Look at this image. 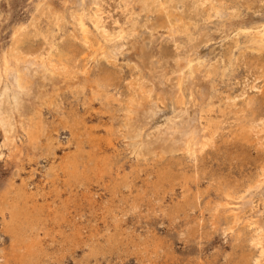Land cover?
<instances>
[{"label":"bare ground","instance_id":"1","mask_svg":"<svg viewBox=\"0 0 264 264\" xmlns=\"http://www.w3.org/2000/svg\"><path fill=\"white\" fill-rule=\"evenodd\" d=\"M122 1L126 9L130 8L131 4H135L148 17L154 13L156 15L154 16L156 23H153L155 21L153 20L150 23L151 25H149L150 27H147V23L145 24L146 26L140 25L142 26H139L140 32L143 33L144 30L148 31L149 29L154 34L155 31L161 28L162 31L159 37L170 43L171 49L164 52L159 50L158 47H153L152 50L148 51L144 45H141L137 51L136 58L134 56L135 59L133 60L135 61L131 60L134 63L130 65L136 70V74H133L134 77L129 79L128 82V79L126 80L127 89H124L127 91L126 96L123 95V98L119 97L121 93L118 94L119 96H115L110 89L116 84L112 80L116 78V75H112L111 71L107 72L110 69H106L107 71H103L104 73L102 75L94 77L92 81H89L86 75L88 74L87 62L100 57V59L105 58L106 62L109 60L108 63L114 62L112 65L115 64L117 55L123 52H121V47L123 46L124 40L130 35L132 37L137 31L136 23L138 21L136 22L132 18L133 14L129 18L126 17V22L122 26H119L117 30L108 32L109 30L107 31L100 26L102 9L104 8V3L102 2H105L103 0H64L62 4L64 9L62 8L61 10L51 9L50 0H40L39 9L42 10L41 13L50 11L51 22L54 26H63L66 23L65 14L67 13L69 23L72 25V32L69 35L70 37L68 36L69 39H64L62 43H55L51 39L53 37L51 29L47 28L45 31H42L36 24L29 23L28 26H32V28L28 31L25 26L20 27L13 34L8 47L0 53V136L2 138L0 150L4 145L16 144L17 139L21 136L27 138L33 147L41 144L42 136L46 137L48 146L53 145L56 137L54 138L50 132L48 133L46 131V123L42 117L43 105H53L56 101L58 93L56 90L58 88L70 89L71 92L75 93V95L77 93L78 95L79 93L84 94L86 87L91 91L92 98L99 99L102 106L104 104L106 107L107 105L114 106L115 103L113 102L117 101V107L115 109L120 112L115 114V116L120 120L119 127L116 131L113 129L114 127L111 129L112 125H110L105 128V133L108 135L110 132L112 135V133L114 134L116 132L114 136L118 135L121 141L120 143H122V148L128 151V154L137 164L155 157L162 158L169 156L171 158L176 153H181L185 158L193 160L192 162L194 160L197 162L201 160L203 154L206 153L209 147H216L218 145L217 139H221L223 142L235 140L241 147L244 145L247 147L253 146L259 153L257 162H255L254 172H251L250 176L247 175L245 178L247 180L243 181V179V183L240 181V184H238L239 182L236 184L235 180V182H231L233 185L226 187L227 184L224 186L221 181L223 186L217 185L221 189V198L214 201V203H211L210 198H208L205 201L206 208L204 207V209H208L211 213V222L213 223H218L222 216V220L224 219L226 223L223 231L227 230L229 233L236 232L233 234V238L240 243L239 246H247L248 250L252 251H242L238 260L239 264H264V107L262 109H256L252 104L251 98H243L241 100L242 104H240L236 102V96L228 97L229 101H226L223 105L219 104L220 102L217 103L211 94L212 88L215 86L213 77H222L225 74L224 70H227V68L230 69L233 59L232 52L228 50L227 55L219 58V62H222L221 64H217L213 60L210 61L208 55H201L198 52L201 43H204V41L207 42L208 36H211L210 30L215 27H221L223 32L228 33L229 29L230 31L232 30L227 35H232L233 46L237 45L238 36L243 35V49H249V53L251 51L254 54L261 55L264 53V16L260 17L258 21L238 24L233 28L231 20L233 16L236 17L240 14L236 0ZM101 4H103L102 9ZM241 4L245 5L247 9L251 8L249 1ZM88 22L93 24L95 33L89 29L88 24L90 23ZM113 28H115V25ZM209 28L211 29L209 30ZM97 32L100 37L96 36ZM37 35L42 36V45L38 47L39 49H33L30 40ZM74 40L76 42L78 41L80 45L78 46L77 43H74ZM76 47L79 49H76ZM76 50H79V52H76ZM247 54L245 55L247 56ZM80 59L86 61L79 64L82 62ZM252 63L254 62L252 61ZM258 64L256 65L254 63L255 78L253 79L262 78L264 83V63L262 62L260 64L259 62ZM119 72L120 70L118 74ZM259 86L254 81L250 84L251 88L256 87L259 89ZM238 103L239 105H237ZM166 108H168L167 111H165ZM161 111H164L165 114L162 119H157V114ZM216 111L219 115H217ZM70 115L72 116V114ZM112 115L114 116V114ZM115 116L114 118L117 119ZM112 119L113 117L111 116ZM64 120H66V117ZM70 122L68 120L66 126L69 127L71 135L74 136L77 134L76 131L79 129L77 124H80L83 131L91 136L92 128L87 126V122L84 120L77 121L75 118L72 120V123ZM95 139H99L96 134L94 136ZM106 142L109 149H117V145L110 138ZM78 145L77 150H82ZM80 152L77 151L65 163L72 179L81 181L84 176L87 177L106 170V165L98 167L95 164L93 165V155L87 158L92 163V166H90L83 159L86 156L82 157L79 155ZM85 152L87 151L85 150ZM184 166L182 165V168ZM49 169L54 170V167L50 166ZM142 169H146V167L144 168L142 166ZM185 172L180 175L182 177L180 184L184 188L183 193L190 189L187 185L190 176ZM191 173L192 175L194 174V172ZM135 177L137 178V176ZM177 177L170 170L162 171L158 179L154 182L155 184H153L155 190H158V192L159 190L163 191L162 193L167 192L165 189L167 184L165 186V182L171 184L168 185L169 189H173L174 181ZM123 178L126 180L125 176ZM124 180L123 186L129 187V182L126 183ZM13 190L15 196L13 195L14 197L11 200L6 199L8 201L3 202V206L0 205V211H3V207L8 209L9 218L6 222L8 223L7 226L8 228L13 227L14 232H16L15 235L20 239L16 242L15 247L18 248L20 243L25 242L24 252L21 253L20 257V264H30L29 259L35 249L36 243L30 239V236L26 235V239L23 238L25 233H21L22 225L30 229L36 228L37 230L35 226H37L36 224L38 222L41 223V221L50 220L57 224L62 221L68 223L65 221L67 218L68 202L64 200L57 202L56 199H52L51 201L42 199L45 202L39 203L36 199L37 194L32 191L33 189L26 190L24 186H20L16 189L13 188ZM198 197L199 195H194L193 201H197ZM199 199L201 200V197ZM178 207L180 208V206ZM246 208L250 211L254 210L257 218H248L246 216L247 218L243 220L242 217L246 212ZM201 221L204 222V220ZM240 221L245 222V224L243 227L237 228ZM57 230L61 231L62 229ZM70 232L72 231L70 230ZM70 232L68 231V233ZM114 234L109 233L108 236L112 237ZM77 235L78 233H75V238ZM70 240L73 241L74 239L70 238Z\"/></svg>","mask_w":264,"mask_h":264},{"label":"rangeland","instance_id":"2","mask_svg":"<svg viewBox=\"0 0 264 264\" xmlns=\"http://www.w3.org/2000/svg\"><path fill=\"white\" fill-rule=\"evenodd\" d=\"M103 1L105 2H102L104 5L101 4V9L104 8L102 9L100 19L102 22H100V26L102 28H105L107 31L109 30L108 32L117 30L133 14L132 18L136 22L138 21L136 23L137 31L132 37L130 35L128 36L129 38L127 37L124 40L123 46L121 47V52H123L117 55L114 65H112L114 62L108 63L109 60L106 59V62L105 58L100 59V57H97L98 59L89 60L87 62L88 64L86 63L88 72L86 75L89 81H92L94 77L102 75L107 71L106 69H110L107 72L111 71L112 75H116V78L112 80L117 84L114 83L115 85L110 90L115 96L120 95L119 97L123 98V95L126 96L127 94V91H125L127 89L126 80L128 79V82L129 79L134 77L133 74H136V70L130 64L134 63L132 61H135L133 59L136 58L140 46L144 45L148 51L152 50L153 47H158L159 50L167 52L171 49V44L159 37L162 31L161 28L155 31L154 34L149 29L148 31L144 30L143 33L140 32V27L146 23L147 27H150L149 25H151L150 23L153 20H155L153 23H156V18L154 17L156 15L154 13V15L152 14V16L150 15L148 17L135 4H131V7L129 5L130 8L126 9L122 0ZM247 1L250 3V9H247L245 5L241 4ZM236 2L238 3L240 14L236 17L233 16L231 20L233 28L238 24L258 21L260 17L264 16V0H236ZM63 3L64 0H50V8L56 10L64 9L62 6ZM39 5L40 0H0V53L8 47L13 34L20 27L25 26L28 31L32 28V26H28L29 23L36 24L42 31H45L47 28L51 29L53 32L51 39L55 43H62L64 39H69V35L72 32V25L69 23L67 13L65 14L66 23L61 27L54 26L51 22V12L45 11L41 13L42 10L39 9ZM130 9L131 11H129ZM88 23H90L88 24L89 29L95 33L93 24L91 22ZM114 25L115 28H113ZM210 31L211 36H208L207 42L204 41V43H201L198 52L201 55H208L210 61L213 60L217 64L222 63L219 62V58L227 55L228 50H231L233 57L230 69H225V74L222 77H213L215 82V86L211 91L212 96H214L213 99L223 105L226 101H229L228 97L236 96V102L240 104H242L241 100L243 98H251L254 107L256 109H262L264 107V83L262 78H258L259 80L257 78L255 80L253 79L255 78V68L253 66L254 63L256 65L259 62L260 64L262 62L264 63V53L258 55L251 51L249 53V49H243V35L238 36L237 45L233 46L232 35H227L232 32L230 29L228 33L223 32L221 27H215ZM96 36L100 37L98 32ZM156 36L157 38H155ZM41 40V35H37L30 40L33 49H39L38 47L42 45ZM74 43H77L78 46L80 45L78 41L76 42L74 40ZM76 49L79 48L76 47ZM76 52H79V50H76ZM243 52L244 54L242 56L241 53ZM246 53H248L247 56L245 55ZM255 58L261 61L257 60L256 62L254 60ZM117 70H120L119 74ZM253 81L257 85H260L259 89L250 87ZM56 92L58 93L53 105H43L42 107V117L46 123V131L48 133L50 132L54 138L56 137L53 145L48 146L46 137L42 136L41 144L33 147L27 138L21 136L17 139L16 144L4 145L0 150L1 206L4 205L3 202L11 200L15 196L13 188L16 189L20 186H24L26 190L33 189L32 191L37 194L36 199L39 203L45 202L42 199H47L48 201L56 199L57 202L60 200L68 202L67 218L65 220L68 223L62 221L57 224L50 220L41 221V223L38 222L36 224L37 226H35L37 230L36 228L30 229L22 225L21 233H25L23 238L26 239V235L30 236V239L36 243L35 249L29 259L30 264H239L238 260L241 252L251 251L248 250L247 246H239L240 243L233 238V234L236 232L229 233L227 230L223 231L226 223L224 219L222 220V216L218 223L211 222V213L208 209H204V207L206 208L205 201L208 198H210L211 203L221 198V189L218 186H223L222 182L224 186L227 184L226 187H228L233 185L231 182H235V180L236 184L238 182V184L243 183V181L247 180L245 178L247 175L250 176L251 172H254L255 162H257L259 157L256 148L245 145L241 147L235 140L223 142L221 139H217L218 147H209L206 153L203 154L201 160L197 162L195 160L192 162L193 160L185 158L181 153H176L171 158L169 156L150 158L147 161L138 163V167V164L134 162L133 158L128 154V151L122 148V143H120L121 141L118 135L114 136L116 132L113 131V136L110 132L108 135L105 133V128L110 125H112L111 129L114 127L113 129L116 131L119 127L120 120L115 116V114L120 112L115 109L117 107V101L113 102L115 103L114 106L107 105V107H110L107 109L105 104L102 106L99 99L92 98V93L88 87H86L84 94L79 93L78 95L77 93L75 95L70 89L64 88H58ZM237 95L240 97L238 98ZM167 110L168 108L165 111ZM164 114V111L159 112L157 119H162ZM230 114L233 116L232 113ZM110 115L113 117L112 120ZM217 115L219 114L217 113ZM62 117L64 119L66 117V120ZM74 118L77 121L84 120L87 122V126L92 128L91 136L83 131L80 124H77L79 128L76 131L77 134L74 136L71 135L70 129L66 125L68 120L72 123ZM80 131L85 133L81 134ZM95 134L99 137L98 140H94ZM108 138L117 145V149H109L106 142ZM1 142L2 138L0 136ZM77 145L82 150H77ZM77 151H81L79 155L82 157L86 156L83 159L90 166H92V163L97 167L106 165L107 171L97 172L90 176L86 175L87 177L84 176L82 178L83 181L72 179L65 163ZM91 156L94 158L92 163L87 159ZM156 160L157 162H155ZM182 165L184 166L183 168ZM50 166L54 167V170H50ZM142 166L144 168L146 167V169H142ZM183 169L184 171H182ZM200 169L202 172H200ZM87 170L91 172L88 168ZM93 170L95 171L94 168ZM164 170H170L178 177L174 181L173 189H169L168 185L171 184L165 182V186L167 184L165 187L167 192L162 193L163 191L159 190L158 192V190H155L153 184H155L154 182ZM184 172L191 178L187 182L190 189L185 193L182 192L184 188L180 184L182 178L180 175ZM191 172H194V174L192 175ZM124 173L126 174L124 175ZM151 173L154 174L152 175ZM198 173L201 175H198ZM124 176L127 181L124 180ZM123 180L126 183L129 182L128 184L130 186H123ZM182 188L183 190H181ZM69 192L71 193L70 195ZM113 193L116 194L114 195ZM191 194L193 196L199 195L197 201H193ZM183 195H186L188 198L186 196L184 198ZM200 197L201 200L199 199ZM2 210L0 211V264H20V257L21 253L24 252L25 242L22 241L23 243L19 244L21 249L15 247L16 242L20 239L15 235L16 232H14L13 227L8 228L7 226L8 223L6 222L9 218L8 209L3 207ZM245 211L242 217L243 220L247 217L257 218L254 210L250 211L246 208ZM201 220H204V222ZM244 224L245 222L240 221L237 228L243 227ZM57 229H62V232ZM75 233H78L76 236V238L78 237L77 239L75 238ZM109 233L115 234L109 237ZM69 234L71 237L68 238L70 236ZM70 238L74 240L71 241Z\"/></svg>","mask_w":264,"mask_h":264}]
</instances>
